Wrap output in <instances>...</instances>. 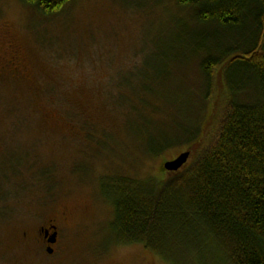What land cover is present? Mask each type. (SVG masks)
Segmentation results:
<instances>
[{"label":"rangeland","instance_id":"1","mask_svg":"<svg viewBox=\"0 0 264 264\" xmlns=\"http://www.w3.org/2000/svg\"><path fill=\"white\" fill-rule=\"evenodd\" d=\"M191 16L177 0H74L51 17L0 0V264H170L119 242L109 192L169 178L184 151L193 163L183 130L226 103L220 69L204 98Z\"/></svg>","mask_w":264,"mask_h":264},{"label":"trees","instance_id":"2","mask_svg":"<svg viewBox=\"0 0 264 264\" xmlns=\"http://www.w3.org/2000/svg\"><path fill=\"white\" fill-rule=\"evenodd\" d=\"M73 1L24 0L50 17ZM177 2L199 25L187 49L200 56L204 98L212 100L220 69L227 100L205 132L183 130L182 141L197 145L189 166L115 183L118 240L170 264H221L220 252L228 264H264V0Z\"/></svg>","mask_w":264,"mask_h":264},{"label":"water","instance_id":"3","mask_svg":"<svg viewBox=\"0 0 264 264\" xmlns=\"http://www.w3.org/2000/svg\"><path fill=\"white\" fill-rule=\"evenodd\" d=\"M190 157V151L182 152L177 158L165 162L164 168L167 171H179L188 161ZM56 229V227H54ZM57 240V233H55L50 242L55 243ZM49 253H53L52 249L48 250Z\"/></svg>","mask_w":264,"mask_h":264},{"label":"flooded vegetation","instance_id":"4","mask_svg":"<svg viewBox=\"0 0 264 264\" xmlns=\"http://www.w3.org/2000/svg\"><path fill=\"white\" fill-rule=\"evenodd\" d=\"M18 64V61L16 59H14L13 61L10 62V64ZM18 66L16 65V68ZM56 227V229L54 228ZM41 234H42V240L46 243L47 245V250L52 249L54 251V247L56 246L57 242H58V227L56 225H54L53 223L46 225L44 227H42L40 229ZM57 233V240L55 243L50 242V240L52 239L53 235Z\"/></svg>","mask_w":264,"mask_h":264}]
</instances>
